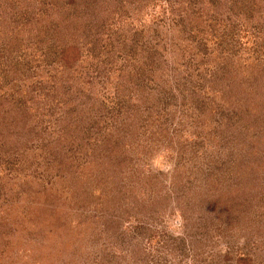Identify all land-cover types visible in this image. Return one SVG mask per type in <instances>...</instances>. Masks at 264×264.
Returning <instances> with one entry per match:
<instances>
[{
    "label": "rangeland",
    "instance_id": "obj_1",
    "mask_svg": "<svg viewBox=\"0 0 264 264\" xmlns=\"http://www.w3.org/2000/svg\"><path fill=\"white\" fill-rule=\"evenodd\" d=\"M0 264H264V0H0Z\"/></svg>",
    "mask_w": 264,
    "mask_h": 264
}]
</instances>
